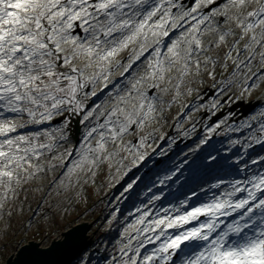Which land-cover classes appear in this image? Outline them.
Returning <instances> with one entry per match:
<instances>
[{
	"label": "snow or ice",
	"instance_id": "1",
	"mask_svg": "<svg viewBox=\"0 0 264 264\" xmlns=\"http://www.w3.org/2000/svg\"><path fill=\"white\" fill-rule=\"evenodd\" d=\"M215 4L0 0V221L21 214L30 193L95 183L107 166L116 184L129 177L117 202L143 196L123 221L118 207L111 214L121 230L107 264H264V110L229 125L247 135L227 146L213 142L225 120L174 159L151 143L197 81L227 99L234 86L244 95L264 84V0L205 11ZM154 155L165 159L129 176Z\"/></svg>",
	"mask_w": 264,
	"mask_h": 264
},
{
	"label": "rangeland",
	"instance_id": "2",
	"mask_svg": "<svg viewBox=\"0 0 264 264\" xmlns=\"http://www.w3.org/2000/svg\"><path fill=\"white\" fill-rule=\"evenodd\" d=\"M210 6L212 5H209V11L213 8H210ZM207 82L211 83L212 80L207 78ZM237 92H240V88L234 86L230 93L231 99L228 100L233 101L232 99L235 98L233 95ZM260 92H264V84L251 90V94H240V99L246 101L254 96L257 97L255 94H260ZM217 98L214 101L218 100ZM223 98L227 99V97ZM185 99V97H182L178 104H173L171 109L166 113L167 118L154 126L159 130L156 134L159 136L162 134L164 128H168L175 123L174 128L177 131L169 133L170 135L168 134L169 137L165 141V144L173 145L176 142L177 146H181V143L185 141L187 143L186 149L188 150L198 142L197 139H194L193 133L195 132L192 130L193 125L196 127V123L193 122L194 120L190 117L184 119V116L177 115L184 104H189V102H185ZM103 101L105 102V106H108V98L106 96ZM185 110L186 108L184 112ZM197 110V108H193L191 115H195ZM185 132H188L187 136L184 135ZM126 139H132L133 143H135L134 137H126ZM151 143L152 147L157 149V153L162 150L161 145L157 148V139L151 141ZM167 152L169 155L171 153L170 149ZM152 164L153 159L149 161L148 166L151 167ZM149 167L143 168L139 172L133 169L134 175H143L148 171L147 168ZM52 175L54 174H49L43 181L37 180L35 184H46L47 180L52 178ZM116 176L117 174L114 169L109 172L107 166H105L98 172L95 183L82 184L59 195L56 194L55 189H52V194L43 198L41 193H30L23 205L24 210L21 214L14 215L11 221H0V264L13 251L15 242L21 243L27 239H32L39 241L42 246H46L52 238L60 237L61 233L71 224L77 223L80 220H93L94 224L90 232L94 235L100 229H94L98 225L97 223H99V218L104 219L107 216L103 223V220L100 222L102 223V227L110 218L109 212L106 209L109 206H115L117 203L116 197L119 196L120 192L123 191V186L128 182L127 177H125L119 184H116ZM113 185L115 186L109 190ZM44 191L49 190L44 189ZM21 195L23 196L24 194L22 193ZM118 230H121V225L118 227ZM117 239H119V236L114 238L116 241ZM92 242H96L95 237L92 238ZM100 247H103L107 251V240H104Z\"/></svg>",
	"mask_w": 264,
	"mask_h": 264
},
{
	"label": "water",
	"instance_id": "3",
	"mask_svg": "<svg viewBox=\"0 0 264 264\" xmlns=\"http://www.w3.org/2000/svg\"><path fill=\"white\" fill-rule=\"evenodd\" d=\"M253 106L254 104H248V109ZM72 127L77 133L79 125L74 122ZM90 226L91 222L86 221L70 225L59 238H53L45 247H41L40 242L28 241L8 255L3 264H67L80 250L79 247L86 244Z\"/></svg>",
	"mask_w": 264,
	"mask_h": 264
}]
</instances>
